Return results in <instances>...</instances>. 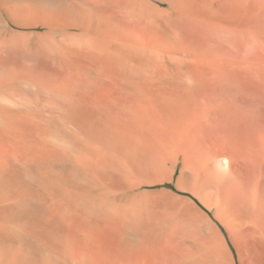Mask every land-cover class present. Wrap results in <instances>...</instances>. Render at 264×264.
<instances>
[{
	"label": "bare ground",
	"instance_id": "1",
	"mask_svg": "<svg viewBox=\"0 0 264 264\" xmlns=\"http://www.w3.org/2000/svg\"><path fill=\"white\" fill-rule=\"evenodd\" d=\"M108 1H68L72 17L82 26L74 33L67 31L69 20L60 14L62 8L0 0V9L13 23L39 20L50 27L38 33L33 47L24 34L0 27V264H108L90 252H74L67 235L72 222L94 231L105 219L114 220L120 227L121 251L137 246L140 237L149 236L141 234L158 222L152 203L124 193L134 175L169 180L177 164L179 147L174 141L164 139L149 153L132 152L130 141L136 129L153 126L162 116L153 117V110L174 115L182 106L173 94L160 90V80L168 74L161 53H173L180 46L178 36L161 24L163 40L145 44L136 30L158 21L154 13L141 3L137 9L125 5L116 14L108 13L104 11ZM167 1L190 18L215 24L228 21L215 0ZM157 23L150 24L153 31L160 29ZM110 75L116 78L117 89L105 94L98 79ZM178 82L177 91L186 102L192 98V82L188 76ZM145 84L157 93L153 102ZM224 166L225 158L207 171L215 173ZM219 171L212 180L224 174ZM207 177L181 171L176 181L179 188L198 195L211 184Z\"/></svg>",
	"mask_w": 264,
	"mask_h": 264
},
{
	"label": "rangeland",
	"instance_id": "2",
	"mask_svg": "<svg viewBox=\"0 0 264 264\" xmlns=\"http://www.w3.org/2000/svg\"><path fill=\"white\" fill-rule=\"evenodd\" d=\"M28 1L41 9H64L60 14L63 12V18L69 20L67 31H82V26L75 22L68 9V1L71 0ZM114 1L109 0L111 4L104 11L116 14L125 5L134 8L146 5L158 20L151 22L152 26L159 22L176 31L179 49L176 48L173 53H161L160 58L168 74L160 80L161 83L158 82L161 92L173 94L180 100L182 108L177 107L179 112L178 109L172 111L174 115L158 109L155 114L153 110V117L162 115L156 119V125L136 129L130 144L134 153H149L157 143L166 139L177 143L179 155L169 180L154 181L151 176L134 175L130 179V188L124 193L138 195L152 203V207L155 206L153 210L159 223L151 231L141 234L149 235L147 239L140 237L137 246L125 248L128 252L121 251L120 227L114 220L105 219L94 231H88L82 223L75 221L67 228L74 252H90L94 259L107 261L108 264L117 260L126 261L125 264L136 260L139 264H227L224 251L230 248L234 252L227 235H237L232 222L237 182L264 173V0H221L224 3L215 0L223 7L222 17L228 20L225 24L208 23L179 14L167 0H116V5ZM0 19L1 28L24 34L32 47L36 45L38 33L50 30L49 25L45 26L39 20L28 24L13 23L2 9ZM151 23L145 25L146 22L144 26L152 28ZM159 24L157 27H160ZM142 26L135 32L144 43L147 41L145 44L163 40L164 27H156L157 32L153 31L156 25L152 29L148 27L150 31L147 32L148 29L143 26L145 31L141 33ZM137 33L143 34L142 38ZM181 76H188L193 86L192 98L186 102L177 91ZM116 82V78L110 75V78L98 79V88L105 94L110 90L113 91L109 94L114 93ZM145 85L148 98L154 99L156 91L153 89L154 92H151V86ZM224 158L226 166L224 169L220 167L223 170L217 169L224 174L218 173L217 178L212 180L217 171L210 174L208 171ZM188 170L195 172L198 178L210 175L207 180L212 188L207 184L198 195L179 188L177 177L181 171ZM171 207H174L173 210Z\"/></svg>",
	"mask_w": 264,
	"mask_h": 264
},
{
	"label": "crops",
	"instance_id": "3",
	"mask_svg": "<svg viewBox=\"0 0 264 264\" xmlns=\"http://www.w3.org/2000/svg\"><path fill=\"white\" fill-rule=\"evenodd\" d=\"M238 183L232 220L237 235H227L234 252L228 248L224 257L227 264H264V173Z\"/></svg>",
	"mask_w": 264,
	"mask_h": 264
}]
</instances>
